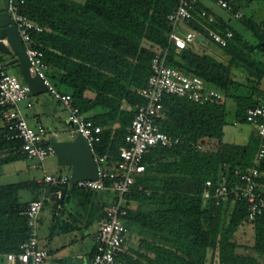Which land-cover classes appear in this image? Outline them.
Listing matches in <instances>:
<instances>
[{"label": "trees", "instance_id": "obj_1", "mask_svg": "<svg viewBox=\"0 0 264 264\" xmlns=\"http://www.w3.org/2000/svg\"><path fill=\"white\" fill-rule=\"evenodd\" d=\"M197 5L212 12L200 1ZM174 6L175 0L20 3V12L43 28L31 35L35 47L43 53L51 82L61 92L70 93L73 104L102 126L101 140L95 148L98 154L107 155L108 163L118 158L134 106L142 101L138 89L150 74L152 56L157 48L169 46L167 14ZM212 14L216 18L211 25L215 30L233 32L227 45L217 44L229 56L228 61L198 52L193 46L180 50L169 47L167 61L185 73L200 75L224 97L205 103L175 94L163 97V117L156 121L170 137L179 136L180 142L171 146L155 144L145 152V170L137 175L132 191L125 194L126 224L130 232L139 234L138 244L125 246L118 264H259V256L264 254V212L250 220L244 200L216 203L213 198L204 201L202 197L207 178L216 181L225 163L232 168L250 166L257 151L259 138L255 131L245 143L224 142L222 137L229 111H233L234 123L247 122L246 108L264 103V88L260 85L264 60L259 58L264 55V20L258 24L252 17L244 19L258 38L247 51L241 44L246 38ZM189 25L201 28L193 21ZM8 56L14 55L0 52L3 62ZM11 65L19 67L18 62L7 66ZM233 69L246 71V81L236 79ZM95 108L99 109L88 114ZM1 115L0 107L2 120ZM211 139L218 143L212 149H198L192 144H205ZM19 145L20 141L10 138L7 128L0 126V164L26 157L18 151ZM260 170L264 184V159ZM105 182L109 183V179ZM42 184V179L0 184V254L5 257L9 252H19V245L29 235L27 217L22 213L28 201L19 198V190ZM65 186L61 203L74 199L86 216L75 224L76 212L70 211L69 227L80 229L82 224L89 226L101 217L105 203L98 190L69 183ZM246 222L253 224L254 236L249 244L240 242L237 235ZM243 246L245 251H240L238 248ZM94 249L95 245L88 252L89 258Z\"/></svg>", "mask_w": 264, "mask_h": 264}, {"label": "built area", "instance_id": "obj_2", "mask_svg": "<svg viewBox=\"0 0 264 264\" xmlns=\"http://www.w3.org/2000/svg\"><path fill=\"white\" fill-rule=\"evenodd\" d=\"M199 0H175V6L167 14L170 29L167 34L169 46L157 48L150 62V74L143 87L138 89L142 101L135 104L134 115L124 137V144L119 146L118 158L108 163L106 154H98L95 144L101 140L102 126L88 118L80 108L73 104L70 93L61 92L50 80L43 61V53L35 47L32 38L33 31H42V27L20 12L23 0H9L8 8L11 22L16 26L22 39L26 56L29 61V71L39 77L55 99L66 108L67 118L71 122L74 134L80 133L87 141L97 165L96 179L79 180L76 184L88 189L113 190L115 197L102 207V215L97 219L95 232V249L90 258V264H118L119 255L125 251V242L130 232L126 224L128 204L125 194L132 191L137 175L145 170L143 156L152 145L171 146L180 142L179 136L170 137L161 130L157 119L163 117V97L175 94L186 97L197 103H205L211 99H222L224 94L210 86L200 75L181 71L175 65L168 63L169 47L176 50L214 42L225 46L233 36L231 29L217 31L211 25L216 21L208 9L199 7ZM218 5L232 12L234 17L242 16V11L235 8L229 0H216ZM195 22L200 29L191 25L181 29L178 25ZM199 37V40L196 39ZM21 75V74H20ZM31 89L29 84L10 72L6 62L0 60V107L1 118L7 128L9 137L20 141L18 151L28 158L42 161L55 150L47 128L40 122L30 124L21 111L18 101L26 100L31 106ZM247 123L254 128L259 138L258 148L253 162L246 168H232L224 164V170L215 181L207 178L203 183L202 197L206 201L213 198L216 203L231 200H244L248 219L252 220L264 212V187L260 181L263 172L260 164L264 159V103L249 106L245 110ZM236 123V122H235ZM198 149H205V144L192 142ZM68 173H45L42 181L48 185L65 186L69 183ZM109 179V183L105 181ZM59 191L57 196H59ZM50 192L46 190L43 197L30 199L22 213L27 217L29 235L19 245V252H9L6 260L9 264H47L49 252L39 244L37 220ZM51 264H58L53 261Z\"/></svg>", "mask_w": 264, "mask_h": 264}, {"label": "rangeland", "instance_id": "obj_3", "mask_svg": "<svg viewBox=\"0 0 264 264\" xmlns=\"http://www.w3.org/2000/svg\"><path fill=\"white\" fill-rule=\"evenodd\" d=\"M82 1V0H80ZM201 4L208 7L212 13L216 16L221 17L225 21L228 22L230 26L235 28L239 31L244 38L245 41H241L242 46L247 51H251V43L258 42V38L253 34V31L250 27L245 25L244 19L247 17H252L253 20L259 24L261 20H264V0H233L234 4L241 9L242 13L244 14V18H236L232 14L231 11L222 8L218 5L216 0H199ZM181 29H186L189 26V22L184 21L178 25ZM193 47L198 52H207L213 54L217 58L223 61H228L229 56L226 53H223L221 48L214 42L210 44H198L196 42L193 43ZM3 58L5 56L3 55ZM259 58L264 60V55H259ZM9 71L17 75L19 78L21 77L19 74V67L17 66H9ZM234 77L242 82H245L247 79V72L242 71L239 69H233ZM261 87L264 88V77L260 82ZM58 87L64 89L62 84H58ZM242 88V87H241ZM32 101L31 106L26 105V100L21 99L18 101V105L21 111L26 115L27 120L29 123L34 122L33 114H38L39 120L48 130L51 131V136L55 139H70L72 138L74 133L73 127L70 123H68L67 118V111L66 108L61 104V102L55 101L53 97L47 92H40L37 94H32L30 97ZM231 101L229 102V104ZM99 108L92 109L88 112L92 113ZM37 123V121H35ZM34 122V123H35ZM4 123L0 119V126H3ZM253 127L251 124L247 122H238L234 123V115L233 111H229L226 115V124L224 125V135L222 140L224 142H231V143H245L251 136ZM254 131V130H253ZM98 143V142H97ZM217 140L211 139L205 143V147L207 149H212L217 146ZM37 164V165H36ZM71 172V168L68 165H59L57 161L56 154H49L46 156L42 161H39L36 158H18L10 162H6L0 164V184L10 183V182H19L24 180H41L45 173H69ZM48 190L47 184H42L39 187L34 189H21L19 190V198L21 200H29L31 197L37 195V197H43L44 193ZM96 190V189H95ZM101 193V200L104 203H107L109 200H112L115 197V192L110 190L105 192L104 190H98ZM56 203L47 199L44 202L42 210L39 213L38 220H37V232L40 244L55 249L57 247L60 253H62L64 249L65 251H81L84 254L88 255L89 250L95 245V239L90 236H83L82 230L76 228L75 226L72 229H60L59 225H57L56 229H53L55 233L58 234L57 238L54 235V241L50 240V236L48 232L51 231V222H52V212L56 208ZM59 209L61 213L59 216L63 219L65 215L63 212L72 211L76 212L77 215L75 224L81 222L82 218L85 219V210L76 205L74 199H70L67 202L61 203L59 205ZM80 213V214H78ZM82 214V216H81ZM58 216V219H59ZM69 224L70 221H65ZM248 224V225H247ZM97 221H94L90 224V230H95L97 227ZM246 225L248 228L253 226L251 222H247ZM247 228V227H246ZM81 231V232H80ZM83 234H86L83 232ZM243 232L238 235L239 240L245 241L241 239V235ZM139 234L136 231L129 232L125 246H134L136 247L138 244ZM56 240V241H55ZM71 242V243H70ZM73 242V243H72ZM59 243V244H57ZM65 246H63V245ZM60 245H62L60 247ZM75 245V246H74ZM64 247V248H62ZM70 248V249H69ZM240 251H245V247L238 248ZM247 250V249H246ZM210 256V254H209ZM82 264H90V258L88 256V260L86 256L83 259Z\"/></svg>", "mask_w": 264, "mask_h": 264}, {"label": "water", "instance_id": "obj_4", "mask_svg": "<svg viewBox=\"0 0 264 264\" xmlns=\"http://www.w3.org/2000/svg\"><path fill=\"white\" fill-rule=\"evenodd\" d=\"M9 0H0V52L15 55L14 58L6 60V64L18 62L20 74L29 84L31 93L37 94L46 91L41 79L32 75L29 71V61L25 48L16 26L11 22L8 8ZM199 40V37L196 41ZM210 42H208L209 44ZM68 123H71L68 120ZM51 143L59 165H68L71 168L69 184H76L83 179H96L98 177L97 165L86 139L76 133L70 139L57 140L51 137ZM66 186L50 185V199L62 202L66 194ZM59 191L60 195L57 196ZM64 264H79L82 258L77 255L67 254L64 256Z\"/></svg>", "mask_w": 264, "mask_h": 264}, {"label": "crops", "instance_id": "obj_5", "mask_svg": "<svg viewBox=\"0 0 264 264\" xmlns=\"http://www.w3.org/2000/svg\"><path fill=\"white\" fill-rule=\"evenodd\" d=\"M3 53V52H2ZM10 54H13V53H10ZM14 55V54H13ZM15 57V55L13 56V57H10V56H8V58H7V60H10V59H12V58H14ZM12 66V65H11ZM31 100V99H30ZM26 116V115H25ZM27 118V117H26ZM33 118H34V122L35 121H37V123L38 122H40V121H38L39 120V117H38V114H33ZM29 122V121H28ZM32 123V124H36V122L35 123ZM41 123V122H40ZM31 124V123H30ZM48 130V129H47ZM253 130H254V128H253ZM252 130V131H253ZM49 131V133H50V136L52 135L51 134V131L50 130H48ZM72 134H74V133H72ZM53 137V136H52ZM57 140H62V139H57ZM28 158V157H27ZM37 165V164H36ZM40 181V180H39ZM263 184V183H262ZM263 187H264V184H263ZM30 199H32V198H30ZM29 199V200H30ZM29 200H26V201H29ZM47 200V199H46ZM49 200H51V199H49ZM51 201H53V200H51ZM53 202H55V201H53ZM53 214V216H52V222H51V225H50V227H51V231H49L48 232V235L50 236V240H52V241H54V235H55V237L57 238V235H59L58 234V232H57V234H53V233H55L54 232V230L53 229H56V227H57V225H59V228L60 229H63V230H69V229H72L74 226L72 225V227H69L68 226V224L65 222V221H67V219L68 220H70V211H66V213L65 212H63V215H65V217L63 218V219H61L60 217L61 216H59V214L61 213V211H60V209H59V205H57L56 206V208L53 210V212H52ZM58 216H59V219H58ZM83 217V216H82ZM84 218H82V220H83ZM69 223H71V221L69 222ZM247 223V222H246ZM246 223H244L243 225H241L240 227H239V229H238V231H237V234L238 235H240L242 232H243V234L241 235L242 237H241V239H244L245 241H241L240 240V242H242L243 244H249V243H251L252 241H253V236H254V232H253V227L251 226L250 228H248V224L246 225ZM90 226V225H89ZM89 226H85V225H81V227H80V229L82 230V235L83 236H90V237H95V232H96V229H97V227H96V229L93 231V230H90V229H88L89 228ZM65 227V228H64ZM69 227V228H68ZM247 227V228H246ZM81 232V231H80ZM83 232H85L86 234H83ZM39 239V238H38ZM56 241V240H55ZM71 243V242H70ZM73 243V242H72ZM39 244H40V241H39ZM57 244H59V243H57ZM41 245V244H40ZM63 245V244H62ZM62 245H60V247L62 246ZM43 246V245H42ZM63 246H65V245H63ZM75 246V245H74ZM45 247V246H44ZM47 248V250H48V252H49V256H48V258H47V264H51L53 261H57L58 262V264H60V262L62 261V259H63V264H64V262H65V259H64V256L65 255H67V254H72V255H77V256H79L80 258H82V260H81V263H79V264H82V262H83V259H84V257L86 256V259L88 260V255H86V254H84L83 252H81V251H75L74 249H73V251L71 252V251H65L66 249H64V250H62L63 252L62 253H60L58 250V248L57 247H55V249H53V248H49V247H46ZM62 248H64V247H62ZM70 249V248H69ZM0 264H9L8 263V261L6 260V258H5V256H4V254H0ZM259 264H264V254H262V255H260L259 256Z\"/></svg>", "mask_w": 264, "mask_h": 264}]
</instances>
